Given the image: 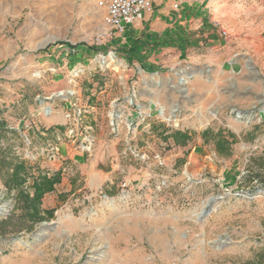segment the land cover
I'll use <instances>...</instances> for the list:
<instances>
[{
    "label": "rangeland",
    "instance_id": "374dc122",
    "mask_svg": "<svg viewBox=\"0 0 264 264\" xmlns=\"http://www.w3.org/2000/svg\"><path fill=\"white\" fill-rule=\"evenodd\" d=\"M214 4L144 66L98 0H0L10 151L57 178L32 217L0 173V264H264V0Z\"/></svg>",
    "mask_w": 264,
    "mask_h": 264
},
{
    "label": "crops",
    "instance_id": "0c3cea01",
    "mask_svg": "<svg viewBox=\"0 0 264 264\" xmlns=\"http://www.w3.org/2000/svg\"><path fill=\"white\" fill-rule=\"evenodd\" d=\"M214 2L155 0L151 11L144 12L142 18L128 24L123 32H112L105 42H109L110 50H117L114 55L121 63L126 61L151 66L154 62L175 60L194 46V43L188 42L186 32L193 30L194 22L212 15L213 9L215 12ZM175 4H178L177 8ZM104 30H110L109 26Z\"/></svg>",
    "mask_w": 264,
    "mask_h": 264
},
{
    "label": "trees",
    "instance_id": "16d2710c",
    "mask_svg": "<svg viewBox=\"0 0 264 264\" xmlns=\"http://www.w3.org/2000/svg\"><path fill=\"white\" fill-rule=\"evenodd\" d=\"M4 112L5 108L0 105V173L3 169L6 170L9 175V185L19 190L18 196L24 201L29 215L32 217H40L36 203L42 199L45 193L54 189L57 178L46 175L35 178L33 182L34 194L32 196L24 189L23 186L27 183L31 175L25 161L10 151L11 138L9 134H17V131L8 126L6 120L3 118ZM33 201H36V203Z\"/></svg>",
    "mask_w": 264,
    "mask_h": 264
},
{
    "label": "built area",
    "instance_id": "2783aa9c",
    "mask_svg": "<svg viewBox=\"0 0 264 264\" xmlns=\"http://www.w3.org/2000/svg\"><path fill=\"white\" fill-rule=\"evenodd\" d=\"M155 0H98V5L105 8V22L110 30H102L94 37V44L101 46L112 32H123L128 24L142 18L143 13L153 9ZM178 7V4H175ZM219 25L218 22H215ZM222 34L227 32L222 29Z\"/></svg>",
    "mask_w": 264,
    "mask_h": 264
},
{
    "label": "bare ground",
    "instance_id": "6f19581e",
    "mask_svg": "<svg viewBox=\"0 0 264 264\" xmlns=\"http://www.w3.org/2000/svg\"><path fill=\"white\" fill-rule=\"evenodd\" d=\"M103 58V57H102ZM112 60H113V56H111ZM106 59L103 58L102 60V63H106ZM186 82V79L185 78H182V81H181V84H184ZM70 93V92H69ZM161 115L166 118L167 120H171L172 119V116H166V114L164 113V110L163 108H161Z\"/></svg>",
    "mask_w": 264,
    "mask_h": 264
},
{
    "label": "water",
    "instance_id": "95a60500",
    "mask_svg": "<svg viewBox=\"0 0 264 264\" xmlns=\"http://www.w3.org/2000/svg\"><path fill=\"white\" fill-rule=\"evenodd\" d=\"M182 81V80H181Z\"/></svg>",
    "mask_w": 264,
    "mask_h": 264
}]
</instances>
